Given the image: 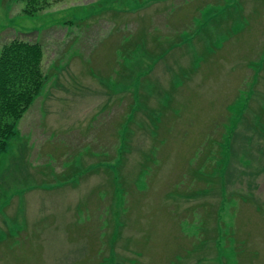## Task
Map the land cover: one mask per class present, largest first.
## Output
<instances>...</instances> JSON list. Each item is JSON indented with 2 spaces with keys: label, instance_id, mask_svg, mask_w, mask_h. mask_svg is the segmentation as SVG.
Wrapping results in <instances>:
<instances>
[{
  "label": "rangeland",
  "instance_id": "obj_1",
  "mask_svg": "<svg viewBox=\"0 0 264 264\" xmlns=\"http://www.w3.org/2000/svg\"><path fill=\"white\" fill-rule=\"evenodd\" d=\"M0 0L42 87L0 150V264H264V0Z\"/></svg>",
  "mask_w": 264,
  "mask_h": 264
},
{
  "label": "trees",
  "instance_id": "obj_2",
  "mask_svg": "<svg viewBox=\"0 0 264 264\" xmlns=\"http://www.w3.org/2000/svg\"><path fill=\"white\" fill-rule=\"evenodd\" d=\"M25 12L33 15L46 8L51 0H24ZM43 58L38 42L11 40L3 47L0 58V150L14 132V127L29 108L33 97L42 87L38 75Z\"/></svg>",
  "mask_w": 264,
  "mask_h": 264
}]
</instances>
